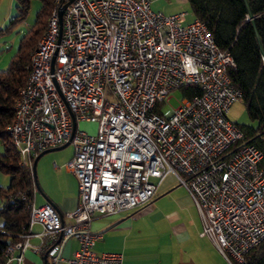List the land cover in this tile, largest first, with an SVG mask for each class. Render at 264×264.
<instances>
[{"label": "built area", "instance_id": "2783aa9c", "mask_svg": "<svg viewBox=\"0 0 264 264\" xmlns=\"http://www.w3.org/2000/svg\"><path fill=\"white\" fill-rule=\"evenodd\" d=\"M67 1L51 0L7 133L29 170L38 153L68 141L72 152L63 165L76 180V205L61 215L50 203L31 202L27 227L7 243L3 262L31 248L57 264L72 237L78 246L66 264H122L119 253L93 251L90 221L143 209L170 175L197 210L199 235L229 264L244 263L264 240V160L227 117L241 98L228 74L229 52L183 11L164 14L148 0L63 6ZM191 85L198 95L161 113L168 91ZM79 120L95 121V133L77 130ZM35 224L40 230L32 233ZM30 235L38 245L28 243Z\"/></svg>", "mask_w": 264, "mask_h": 264}, {"label": "trees", "instance_id": "16d2710c", "mask_svg": "<svg viewBox=\"0 0 264 264\" xmlns=\"http://www.w3.org/2000/svg\"><path fill=\"white\" fill-rule=\"evenodd\" d=\"M29 0H14V13L0 32L17 25L23 19ZM33 26L19 38L15 52L0 70V172L8 176V185L0 187V264L7 243L18 238L27 227L30 203L36 186L32 167L19 164L11 146L7 126L12 117V102L17 87L26 76L28 55L41 35L51 0H38ZM191 14L210 31L220 49L227 50L234 61L228 74L233 84L241 90L250 123H236L243 133L245 143L262 151L264 160V69L255 33L243 0H186ZM256 29L264 46V0H249ZM197 86L183 90L182 96L198 95ZM7 242V243H5ZM241 264H264V240L250 249Z\"/></svg>", "mask_w": 264, "mask_h": 264}, {"label": "crops", "instance_id": "0c3cea01", "mask_svg": "<svg viewBox=\"0 0 264 264\" xmlns=\"http://www.w3.org/2000/svg\"><path fill=\"white\" fill-rule=\"evenodd\" d=\"M10 2L6 13L0 15V28L12 13ZM173 3L170 12L164 14L183 11L186 21L193 18L192 14L187 18L183 9L186 0H173ZM39 163L43 166L45 162L37 157L33 169ZM48 166L53 184L50 185L49 181L44 185L36 184L32 204L39 206L50 203L63 215L76 205V180L66 169L61 171L55 165L50 167L47 162ZM171 177L168 175L163 178L157 187L155 197L158 198L154 197L139 212L130 214L124 211L93 218L88 225L89 230L97 234L93 251L119 253L122 264H229L211 240L199 235L201 223L197 210L184 188L177 186ZM7 185L8 179L2 187ZM162 199L165 202H160ZM1 222L0 218V225ZM39 230L37 226L31 227L32 233ZM28 243L31 246L38 245L39 238L30 235ZM77 246L75 238L64 240L59 251L61 260L57 264H66L65 259L71 256ZM43 254L26 248L18 261L10 260L2 264H48V258L45 256L44 259Z\"/></svg>", "mask_w": 264, "mask_h": 264}, {"label": "rangeland", "instance_id": "374dc122", "mask_svg": "<svg viewBox=\"0 0 264 264\" xmlns=\"http://www.w3.org/2000/svg\"><path fill=\"white\" fill-rule=\"evenodd\" d=\"M148 1H149L150 8L152 10L160 11L162 13H169L170 12L169 10L174 5L173 0H148ZM9 2L11 3L10 7L12 8L11 15L14 13V3H15L14 0H0V15H2V13L4 12L6 13V9L9 5ZM38 7H39L38 0H29L26 13L23 19L20 21V23L9 28L8 30L0 32V70L5 68L9 57L15 52L20 36L28 28L33 26L34 14L36 10L38 9ZM183 9L184 11H186L187 18H189L191 15V12H190V9L187 3H185V6L183 7ZM3 26H1V28H3ZM182 97L183 96L180 90L178 89H172L168 91V93L166 94V98L163 100V102L159 106L161 113L166 114L170 109L176 108L179 105L180 101L182 100ZM227 117L230 121L234 123L255 124L254 122H251L250 119L248 118L246 111H245L244 104L241 101V99L234 102L229 107V110L227 112ZM96 125L97 123L95 121L79 120L76 122V129L82 130L88 134H94L96 130ZM1 149H2V146L0 142V151ZM71 152H72V146L70 144H66L62 148L55 149L52 151H47L41 154L38 157V160L43 159V162L45 163L43 166L41 165V163H39L37 168L34 167L33 169L34 170L33 176L35 179V184L40 183L44 185V183L49 181V184L52 185L53 177L51 176V172L47 171V168H49V166L46 167L47 162H49L50 167H52V165H55V168H58L59 170L63 171L65 169L63 164L70 157ZM0 174L2 175V182L0 184L2 187V186H5V183H7L8 176L1 172ZM175 184L177 186H181L180 184H177V183ZM52 191L55 192V189H53ZM155 198H158V196ZM160 202H165V199H162ZM34 226L39 227L36 224Z\"/></svg>", "mask_w": 264, "mask_h": 264}, {"label": "water", "instance_id": "95a60500", "mask_svg": "<svg viewBox=\"0 0 264 264\" xmlns=\"http://www.w3.org/2000/svg\"><path fill=\"white\" fill-rule=\"evenodd\" d=\"M70 0H68L67 2H65L63 4V6H65ZM244 2V5H245V8H246V11H247V19L250 20L251 24H252V27H253V30H254V33H255V38H256V42H257V45H258V48H259V52L262 56V60H263V69H264V46H263V43H262V40L259 36V33L256 29V26H255V21H254V14L251 10V7H250V3H249V0H243ZM60 19V11H58V20ZM74 129V121L72 120V127H71V133ZM68 143V141L64 142L63 144L57 146V147H53V148H48V149H45L43 151H41L40 153H38L36 155V157L34 158V160L32 161V170H33V165H34V161L36 160L37 157H39L41 154L47 152V151H52V150H55V149H59V148H62L63 146H65L66 144ZM7 243V242H5ZM43 258L45 259V254H43Z\"/></svg>", "mask_w": 264, "mask_h": 264}]
</instances>
